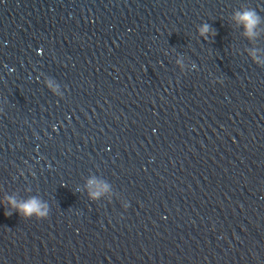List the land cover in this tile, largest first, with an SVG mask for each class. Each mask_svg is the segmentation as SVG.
I'll return each mask as SVG.
<instances>
[{"label": "water", "instance_id": "water-1", "mask_svg": "<svg viewBox=\"0 0 264 264\" xmlns=\"http://www.w3.org/2000/svg\"><path fill=\"white\" fill-rule=\"evenodd\" d=\"M0 264H264V0H0Z\"/></svg>", "mask_w": 264, "mask_h": 264}]
</instances>
